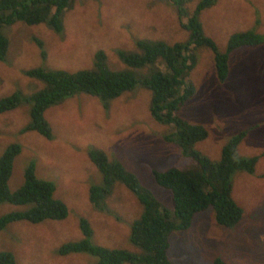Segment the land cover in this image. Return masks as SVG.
I'll use <instances>...</instances> for the list:
<instances>
[{"label": "rangeland", "instance_id": "374dc122", "mask_svg": "<svg viewBox=\"0 0 264 264\" xmlns=\"http://www.w3.org/2000/svg\"><path fill=\"white\" fill-rule=\"evenodd\" d=\"M200 1L185 0L181 5L186 13L181 16L178 5L170 0H73L63 14L60 32L46 23L5 25L2 30L9 43L0 61V98L15 92L29 96L43 89L45 82L29 76L28 70L91 69L98 50L105 52L112 69H123L128 66L117 52L137 51L139 39L185 41L189 33L183 25ZM198 17L220 52L235 32L254 30L264 35V0H215ZM36 40L43 43L45 56ZM196 54L186 76L194 92L177 112L208 132L193 147L211 159L219 158L229 138L246 129L238 155L258 159L254 172L236 171L232 176V197L242 208L240 220L225 227L215 221L211 208L200 211L188 229L170 234L168 254L173 264H212L217 257L229 264H264V44L231 51L224 81L217 78L210 49L199 47ZM156 66L165 68L161 61ZM148 70L149 66L137 69L139 73ZM149 103L150 90L142 85L110 100L108 109L96 96L76 94L45 110L51 138L34 130L21 131L30 120L27 102L0 113V155L11 143L21 146L8 181L10 190L19 188L25 168L33 161L37 177L51 181L54 196L68 208L63 219L9 223L0 230V250L10 251L17 264H96L97 257L91 254L59 252L61 245L82 238L80 219L84 218L93 230V243L139 252L129 239L131 222L141 212L138 199L123 184L115 183L105 208L94 206L89 189L102 183V173L88 151L99 148L109 158H118L170 206V192L155 183L151 169L188 168L194 162L163 139L171 127L155 121ZM27 207L2 202L0 216Z\"/></svg>", "mask_w": 264, "mask_h": 264}, {"label": "trees", "instance_id": "16d2710c", "mask_svg": "<svg viewBox=\"0 0 264 264\" xmlns=\"http://www.w3.org/2000/svg\"><path fill=\"white\" fill-rule=\"evenodd\" d=\"M178 5V13L184 15L185 0H170ZM215 0H201L187 18L183 27L189 37L185 41L168 43L163 40L139 39L137 51L119 50V59L128 67L112 69L103 50L94 55V67L77 71L32 69L26 73L45 82L43 89L24 96L12 93L0 98V113L17 107L21 102L30 104V120L21 129L34 130L47 138L52 128L45 110L61 103L65 98L85 93L96 96L108 109L109 101L123 92L142 85L150 90L149 113L155 121L168 124L171 130L163 134L165 141L176 144L182 156L190 158L194 166L179 168L170 166L163 170L151 169L155 183L170 192L171 205L163 204L151 189L140 183L136 173L128 169L118 158H109L99 148H90L88 156L102 173V183L89 189L90 202L105 208L106 197L115 183H121L134 193L141 205L140 214L130 225V242L141 250L110 248L91 241L92 228L88 220L80 219L82 238L59 247L60 254L83 252L97 257L96 264H173L168 254L170 234L186 230L196 213L207 208L213 210L215 221L225 227H233L242 216V208L232 197V176L236 171L254 172L257 155L240 156L238 144L246 135V129L232 135L222 146L220 156L211 159L193 146L208 135L201 124L192 123L177 113L180 106L193 94L194 87L186 76L194 67L196 49L205 47L212 51L217 78L224 81L228 75L230 52L240 46L264 44V35L254 30L235 32L230 35L224 52L217 50L212 38L204 33L199 12ZM73 0H0V61L8 52V38L3 26L15 22L27 25L46 23L55 32L63 29L64 12ZM187 15V14H186ZM45 56L43 43L36 40ZM161 61L164 69L156 66ZM149 66L145 73L137 69ZM135 69L138 74H136ZM21 146L11 143L0 155V204L11 202L28 205L24 210L11 211L0 216V230L14 221L39 223L43 220H59L66 217L68 208L54 196L55 186L46 179L38 178L35 164L30 161L24 170V180L19 188L11 191L8 185L14 158ZM0 264H17L10 251L0 250ZM212 264H229L220 257Z\"/></svg>", "mask_w": 264, "mask_h": 264}]
</instances>
